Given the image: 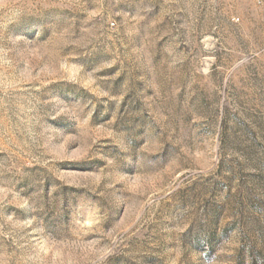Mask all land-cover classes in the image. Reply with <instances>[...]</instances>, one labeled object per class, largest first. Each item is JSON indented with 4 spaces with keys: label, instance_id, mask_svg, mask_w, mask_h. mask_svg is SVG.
I'll return each instance as SVG.
<instances>
[{
    "label": "rangeland",
    "instance_id": "374dc122",
    "mask_svg": "<svg viewBox=\"0 0 264 264\" xmlns=\"http://www.w3.org/2000/svg\"><path fill=\"white\" fill-rule=\"evenodd\" d=\"M0 264H264V0H0Z\"/></svg>",
    "mask_w": 264,
    "mask_h": 264
}]
</instances>
